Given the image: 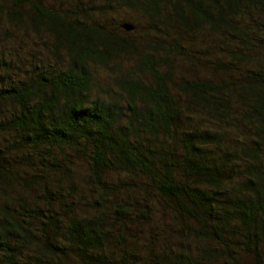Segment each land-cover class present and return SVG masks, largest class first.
<instances>
[{"label": "trees", "instance_id": "1", "mask_svg": "<svg viewBox=\"0 0 264 264\" xmlns=\"http://www.w3.org/2000/svg\"><path fill=\"white\" fill-rule=\"evenodd\" d=\"M62 1L0 0V264H264V0Z\"/></svg>", "mask_w": 264, "mask_h": 264}, {"label": "rangeland", "instance_id": "2", "mask_svg": "<svg viewBox=\"0 0 264 264\" xmlns=\"http://www.w3.org/2000/svg\"><path fill=\"white\" fill-rule=\"evenodd\" d=\"M76 1L77 0H63L62 3H63V5L64 4L65 5H70L72 2L74 3ZM121 15L122 14H120V19H121ZM249 20H251V18ZM253 26H259V29H263V26H260L259 22H258V24H253ZM250 52L252 53V50ZM235 63H236L235 66H236L237 70H234V71L231 70L232 71L231 75L234 76V74H235L236 76L242 77V78L246 76V73H245L244 69L248 68L249 66H254V64H253L254 62L253 61H251V63H249V62L245 63L244 62L245 64L243 66H241V67H240V63L238 61H236ZM199 70H200L199 71V76H206L207 74H209V71H207V70L206 71L201 70V69H199ZM236 110H238V109L236 108Z\"/></svg>", "mask_w": 264, "mask_h": 264}, {"label": "water", "instance_id": "3", "mask_svg": "<svg viewBox=\"0 0 264 264\" xmlns=\"http://www.w3.org/2000/svg\"><path fill=\"white\" fill-rule=\"evenodd\" d=\"M124 26L126 27V29H127V28H129V26H128V25H124Z\"/></svg>", "mask_w": 264, "mask_h": 264}]
</instances>
